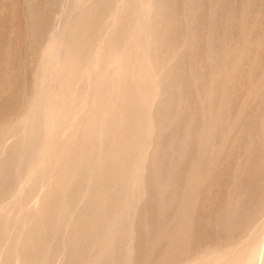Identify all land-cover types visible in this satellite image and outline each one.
Returning <instances> with one entry per match:
<instances>
[{"label":"rangeland","instance_id":"rangeland-1","mask_svg":"<svg viewBox=\"0 0 264 264\" xmlns=\"http://www.w3.org/2000/svg\"><path fill=\"white\" fill-rule=\"evenodd\" d=\"M204 2L205 0H0V150L4 139L11 136L12 141L16 142L15 150L20 149L21 151L18 137L20 129L16 126V118L19 114L27 112L28 107L32 106L31 108L34 109L33 103H30L35 98L32 88L35 90L39 85L38 78L47 74L43 61L40 62L42 50L51 40L58 17L63 15L65 16L64 33L59 49L67 60L66 69L63 68V71L66 76H72L75 72L77 79L74 86L73 81L65 83L66 98L64 102H61L64 116H62V121L56 125L57 128L55 130L52 128L50 140L42 134L41 137H32L29 145L34 147L33 151L39 148V153L42 147L43 150L48 149L46 152L48 154L45 153V161L50 163V166L51 162H54L55 167L58 165L57 159L65 156H67L66 159L68 158V153L64 151L59 154L53 152L55 155H51L49 145L51 138L55 137L57 139L53 140H56L55 143L58 142L59 147L63 146L71 152L75 150L71 155L75 158L74 160L84 157H90L91 160L97 162L98 159L107 160L105 166L108 165L116 171L118 176L114 175V179L106 189L124 188L125 177L117 172L121 162L124 163L123 158H143V182L140 183L138 191L140 200H134L135 203H132L136 206V213L130 208L127 210L123 208V213L127 212L122 213L125 224L122 223V227H118L116 231L117 235L119 233L122 235L115 237V230L112 228V233L109 232V236L116 239L114 246L118 253L114 257L119 255V259L117 262L113 260L115 262L113 264H173V91L176 89V92H179L176 83L178 76L183 77L188 73L190 38L189 41L187 38L191 37L192 25L197 27L195 35L199 36V29L203 23ZM132 3L133 5L140 3L139 7L144 11L137 26L135 17L130 11L129 14L132 16L124 20L129 15L126 9L129 4L131 7ZM137 7L135 5L134 9H138ZM116 14H120L122 20L117 21ZM127 24L132 26L128 27L133 33L136 29L140 30L142 47L137 48V45L131 47L135 51L138 49L134 57L139 67L134 68V62L129 59L130 69L126 74L123 72L124 76H120L116 72H121L122 69L117 68L118 63H114L115 65L112 63V58L122 51V47L127 48L129 44L125 38L128 33ZM188 31H190L189 34ZM179 36L184 40L179 39ZM102 59L106 62L104 63ZM112 71L116 78V81H113L114 84L108 79L112 78ZM104 74L107 75L104 76ZM180 91L183 94L186 92L183 88ZM140 99L144 101L140 107L142 112L139 111V105L137 106V101ZM29 100L31 105H28ZM127 116L130 121L126 119ZM45 118L47 119V116ZM37 119L36 127L40 128L42 127L41 116ZM102 123L104 125H101ZM106 125H109L111 129L107 130ZM131 125L140 127L142 132H139L138 136L133 134L126 139V132ZM71 127L73 133L68 138L59 135L64 129L66 131ZM58 131H60L59 134H56ZM15 133H18L17 137ZM259 134L260 142L256 147L257 157L244 172L243 182L240 184L241 189H234L230 197H227L226 193L224 195L221 193L223 197H219L221 199H218L219 203L214 211L202 210L195 216L192 243L195 247L199 246L198 249L216 245L217 241L226 244L243 240L250 226L254 228V236L251 235L252 241H256L261 235L264 222V116ZM40 140L45 142H40ZM79 142L81 144L84 142V145L81 147ZM84 150L87 151L85 154ZM126 153L129 155L124 157L123 154ZM6 160L9 163L0 165V251L4 255L0 259V264H15L18 260L23 264H94L96 262L95 253H97L95 251L103 246L100 231L98 235H94L96 241L93 247L90 244L83 247L77 244L75 247L70 245L71 249H67L68 252L65 253L67 256H61L63 255L62 249L68 248L67 244L75 236L73 235L75 231L66 230L65 223L69 221L77 230V227L80 229L82 214L86 211L82 210L83 212L80 211L78 215L72 213L76 205L74 201L76 196L73 195L72 198L69 194L79 191V188H76L77 185L74 186L76 189L67 188L69 186L60 180L57 184L52 182L53 184L50 185L46 182L41 185L40 182L33 181L34 177L32 181L30 179L27 184L21 185L24 172L16 166V157H7ZM80 160L85 161V159ZM63 167L66 169L68 166ZM120 170L122 171V168ZM82 177L86 176L81 175V180ZM79 183L78 185H84V180ZM40 190L51 194L46 196L44 205L42 203L40 207H32V198ZM113 205L117 204L113 203ZM110 206L107 215L111 213L112 207ZM9 210L14 212L9 214L10 216L7 214ZM208 219L214 222L211 228H206ZM78 233L81 232L78 231ZM84 234L81 233L79 236L82 237ZM4 235L6 236L3 239ZM104 244L106 248L107 243ZM106 249L100 252L101 259L103 256L109 258L111 255V250Z\"/></svg>","mask_w":264,"mask_h":264},{"label":"bare ground","instance_id":"bare-ground-1","mask_svg":"<svg viewBox=\"0 0 264 264\" xmlns=\"http://www.w3.org/2000/svg\"><path fill=\"white\" fill-rule=\"evenodd\" d=\"M133 4L134 3H132L131 7L129 4L126 10H128V14L130 11L133 17H135L134 20L137 26L141 21V16L144 11L139 7L140 3L135 4L138 6V9L136 10L134 9L135 5ZM122 8L123 7H120V9ZM203 8V23L202 27L199 29V36L195 35L197 27L190 24L192 25L191 37L187 38L188 41L190 38L188 73L183 77L178 76L176 83L179 92H176V89L173 91V150L171 149L173 151V264H264V222L261 235L256 241L251 240V235L253 234L254 236V228L250 226L249 232L246 233L243 240L237 242L234 241L224 244V242L217 241L216 245H210L206 248L201 247L202 249H198L200 247H195L192 243L193 222L195 216L202 210L214 211L217 203H219V197L225 193L227 197H230L234 192V189H241L240 184L243 182L244 172L252 165L257 157L258 151L256 147L257 143L260 142L258 139H260L261 134H259V129L262 124V117L264 116V0H205ZM116 15L117 21H120V14ZM130 15L131 14L127 15L124 20ZM64 18L65 16L63 17V15L58 17L54 26V31L52 32L51 40L49 43H46L42 50L43 53L41 52L42 60L40 62L43 61V66L46 68L45 70H47V74L43 76L41 75L40 78L37 77L39 79V85L36 86L37 89L35 88V90L32 88L33 96H35V98L34 100H31V102L29 100L28 105L33 103L34 109L30 106L27 108V112L19 114L18 118H16V126L20 129L18 137L21 143V151L20 149L15 150L16 142L12 141L13 138H11V136L6 137L3 143H1L0 165L9 163V161L6 160L7 157H16V166L24 172L21 185L27 184V181L30 179L32 181L33 177V181H38L41 185H44L46 182L50 183V185L52 182L57 184L59 180L60 182H64L66 186H69L67 188L77 185L76 188H79V191H73V194L72 192L69 194V197L72 198L73 195L76 196L74 198L76 205L73 207L72 213L74 212L78 215L80 214V211H86L82 214L80 229L77 227V230L76 227L72 226L73 223H70L69 221L65 223L66 225L64 227L66 230L71 232L75 231L73 233L75 236H70L72 237L69 242L70 244L67 242L68 248L62 249L63 255L61 256H67L65 253L68 252L67 249H71L70 245H74L73 247H75L77 244L83 247L90 244L91 247H93L96 241L94 238L98 235V231H100L103 246L98 247L95 251L97 253H95L96 262L94 264H113L115 263L114 261L117 262L119 259V255L114 257L116 256L115 254L118 253L114 244L116 242L115 237L120 234L117 235L116 233L118 227H122V225L125 224L122 218L123 208L124 210L130 208L136 213V206L132 203H135L134 200H140L138 197V191L140 189V183L143 182V158H123L124 163H127L124 164L121 162L117 172L125 177V180H123L124 188L106 189L114 179V175H117L116 171H113L108 165L107 167L105 166V162H108L107 160L98 159L97 162L91 160L90 157L80 158L83 160L85 159V161L80 159L74 160L75 158H72L71 155H73L72 152L75 150L71 152L70 149H64L62 144V148L59 147L60 145L57 144L58 142L55 143L56 140H53L56 138L55 137L53 139L51 138V144L49 143L51 155H55L53 152L59 154L61 151L68 153L67 159V156L57 159L58 165L55 167L54 162H51L50 166V163L45 161V155L48 154L46 153L48 152V149L43 150L42 146L44 145L41 144L42 148H40V153L39 148L37 151H33L32 148L34 147L29 145V142H31V139L34 136L41 137L43 134V137L50 138V133L53 131L52 128L55 130L57 128L56 125L58 122L62 121V116H64L63 104L61 102H64L66 98L67 90L65 83L73 81L72 85L74 86L77 79L75 72L72 73V76H66V73L63 71V68L66 69L67 64L65 65V63L67 60L65 59L66 57L61 54L59 49L61 48V43L63 41ZM107 18L109 19V17ZM111 21L113 22L112 19ZM128 26H132L127 24L126 28L128 33L126 31L127 34L125 35V38H127L129 44L127 45V48L126 46L122 47V51H120L117 56L114 55L112 58V63H118L117 68L122 69L121 72H116L120 76H124L122 75L123 72L126 74L128 69H130L129 59L134 62V68L137 67L134 56H136L138 49L135 51L131 47L134 45H137V48L142 47L140 30L134 29L135 33H133ZM189 33L190 31H188V34ZM133 37L134 39L132 40ZM179 39H181V37ZM119 44L120 43H118V45ZM118 49L120 50V48ZM173 50H175L174 47ZM68 54L69 52L67 53V56ZM105 62L106 61L104 60V63ZM140 62L141 59L138 60L139 64ZM70 64L71 63H69V65ZM113 73V71L112 74L110 73L112 78H107L110 80L109 82L114 84L113 81H116V78ZM105 75L107 74H104V76ZM174 87L175 86L173 85V89ZM181 88L184 89V92L186 90L184 94L181 93ZM143 102L144 101L141 99L137 101V106L139 105L140 112H142L140 107ZM40 116L42 127L38 128V126L36 127L38 123L37 118ZM46 116L47 119L45 118ZM85 116L89 117L87 115ZM126 119L129 120V117L127 116ZM101 125H104V123ZM82 127H84V125H82ZM36 128L37 130H35ZM105 128L107 130L111 129L109 125H106ZM59 132L60 131L56 134H59ZM139 132H142L140 127H133L131 125L126 132V139H129L133 134L138 136ZM72 133L73 128L71 127V129L66 131L64 129L59 135L68 138ZM15 134L17 137L18 133ZM80 138H82V136ZM42 141L40 140V142ZM83 143H80L81 147L84 145ZM94 148L96 147L94 146ZM106 150L110 151L109 149ZM161 150L163 151L164 149L162 148ZM97 151L102 150L97 149ZM86 152L84 150V154ZM102 152L100 153L101 155ZM127 154L128 153L123 154V156L125 157ZM149 158L152 161L150 156ZM65 165L68 166L66 169L63 167ZM121 168L122 171L120 170ZM81 175L86 176L84 177L85 179L82 177L84 185L82 183V185H78V183L82 181L80 178ZM123 176L122 178H124ZM76 188L74 187L72 189ZM221 193L223 194L220 195ZM49 194L51 193L48 191L46 193H43V190L38 191L32 198V207H40L42 203L44 205V203H46V196H49ZM113 203L117 205L115 206ZM109 206L110 208L112 207V209L111 213L107 215ZM11 213L12 210L7 212L8 216H10L9 214ZM67 213H69V211ZM126 220L128 219L126 218ZM103 222L105 223L101 227ZM68 225L71 227H67ZM206 225V228H211L214 226V222L208 219ZM77 226H79V224ZM111 228L115 230V237L109 236ZM78 231L83 234L85 233L86 235L84 234V236L81 237L79 236L81 233H78ZM5 236L6 235H4L3 239ZM98 242H100L99 239ZM104 243H107L106 248L111 250V255H109V258L108 256H103L101 259L100 252L103 249L107 250L104 248ZM3 244H5V242H3ZM160 245H162V243ZM64 246L66 247V245ZM3 247H5V245ZM2 256L4 255H2V251H0V259ZM15 264H23V262L18 260Z\"/></svg>","mask_w":264,"mask_h":264}]
</instances>
